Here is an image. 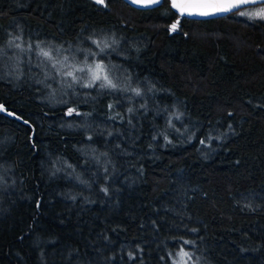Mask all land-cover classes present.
<instances>
[{"label": "trees", "instance_id": "16d2710c", "mask_svg": "<svg viewBox=\"0 0 264 264\" xmlns=\"http://www.w3.org/2000/svg\"><path fill=\"white\" fill-rule=\"evenodd\" d=\"M261 8L0 0V264H264Z\"/></svg>", "mask_w": 264, "mask_h": 264}, {"label": "snow or ice", "instance_id": "6c2138e0", "mask_svg": "<svg viewBox=\"0 0 264 264\" xmlns=\"http://www.w3.org/2000/svg\"><path fill=\"white\" fill-rule=\"evenodd\" d=\"M99 4H104L105 0H96ZM134 3H142V4H155L159 3L160 0H133ZM255 4L256 0H187L185 3H177V0H172V7L177 8L180 10L181 14L188 13L189 15L197 14L201 16H209L213 15L215 13L220 12H230L233 9L238 8L241 4ZM240 15H248L250 17H259L261 19H264V8H261L257 10L256 12L251 13H240ZM179 21H177L176 24L171 25V30L175 31L177 28ZM94 43H99L98 41H94ZM9 44H13V41H9ZM15 47L20 48L19 44H15ZM29 48H31V45H29ZM2 49H0V54H2ZM103 51V49H101ZM41 54L48 58L49 60H52V53L49 51H44L41 49ZM68 57H64V61H67ZM57 63H61L60 61H55L53 63V67H56ZM64 66V65H62ZM89 72L91 73V78L88 84L85 85V87H91L96 81H104V83L100 84L101 88H112L115 89L117 87L116 84L112 82L111 79H109L108 75L105 74V66L102 63L95 64V67H89ZM77 71L83 72L84 69L80 68L77 69ZM64 75L68 77H72L73 81H76L77 77L75 76L73 71H67L64 73ZM71 86V85H69ZM137 95H139V92H137ZM0 110H3V106L0 105ZM74 110L69 109V114H71ZM131 111V109H129ZM203 143V141H201ZM105 191H107L105 189ZM187 243V242H186ZM184 256H188V253H183Z\"/></svg>", "mask_w": 264, "mask_h": 264}, {"label": "water", "instance_id": "95a60500", "mask_svg": "<svg viewBox=\"0 0 264 264\" xmlns=\"http://www.w3.org/2000/svg\"><path fill=\"white\" fill-rule=\"evenodd\" d=\"M124 1L127 4L133 6L134 8L140 9V8H153V6H156V5L160 4L162 0H160L159 3H155V4L134 3L133 0H124ZM169 1H170V7L174 10V12L179 14V15H182L179 9L172 7V0H169ZM185 2H187V0H177V3H185ZM260 3H264V0H256L255 4H260ZM251 5H253V4H251V3H249V4H241L238 8L233 9L232 11L238 10L241 7L251 6ZM232 11H230V12H232ZM228 13L229 12H220V13H215V14L209 15V16H201V15H197V14L189 15L188 13H184L182 16H185V17H187L189 19L193 18V19H201V20H203V18L204 19H206V18H216V17H219V16L227 15Z\"/></svg>", "mask_w": 264, "mask_h": 264}, {"label": "rangeland", "instance_id": "374dc122", "mask_svg": "<svg viewBox=\"0 0 264 264\" xmlns=\"http://www.w3.org/2000/svg\"><path fill=\"white\" fill-rule=\"evenodd\" d=\"M14 47H15V46H14ZM15 48L17 49V47H15ZM20 48H23V47L20 46ZM56 52H58V50H56ZM55 54H57V53H55ZM55 54L53 53V55H55ZM63 60H64V59L61 58V59H59L58 61H60V62H61L60 64H62V63H64ZM70 69H71V71L73 70L72 68H70Z\"/></svg>", "mask_w": 264, "mask_h": 264}]
</instances>
